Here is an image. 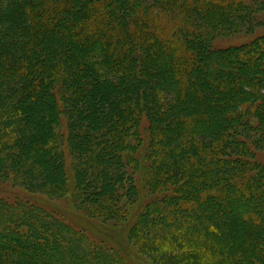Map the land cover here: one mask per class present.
I'll use <instances>...</instances> for the list:
<instances>
[{"label": "trees", "instance_id": "1", "mask_svg": "<svg viewBox=\"0 0 264 264\" xmlns=\"http://www.w3.org/2000/svg\"><path fill=\"white\" fill-rule=\"evenodd\" d=\"M263 26L264 0H0V181L37 199L0 200V264H264V35L216 45Z\"/></svg>", "mask_w": 264, "mask_h": 264}, {"label": "rangeland", "instance_id": "2", "mask_svg": "<svg viewBox=\"0 0 264 264\" xmlns=\"http://www.w3.org/2000/svg\"><path fill=\"white\" fill-rule=\"evenodd\" d=\"M261 35H264V26L261 27V28H257L255 30V32L251 35H248V36H245L243 34L241 35H236L234 37H229V38H225V39H222V40H218L216 42V45L218 47H229V46H234V45H241L247 41H250L252 40L253 38L257 37V36H261ZM58 131L60 133H63L65 134L66 133V121H65V118H61V123H60V126L58 127ZM140 134L143 135V138H144V141H148V134L146 132V125L144 124H141V127H140ZM141 135V136H142ZM68 155L65 150H64V156H65V159H64V163H65V166L66 167H69L70 163H71V160L69 159ZM259 160L261 161V163H264V155H259ZM13 181V179H12ZM11 179L9 180H6L4 182H1L0 181V200H3L9 204H13L15 202H22V203H25V202H31V203H34V199L36 198H33L31 197V195L28 193V190L25 189L23 186L21 185H18V183L16 182H12ZM16 183V185H15ZM37 200V199H36ZM40 202V201H38ZM61 211H58L57 213V216H63V219L68 221V223L72 224V226L80 231V232H84L86 234H88L90 237H92V241L90 238V240L96 244H99L101 240H99V238H96L95 236H93L91 233H90V225H94L92 223V221H88L86 218L84 217H80V214H76L74 215L75 213H72L70 212L72 215L69 216L67 218V216L62 212V214L60 213ZM68 213V212H67ZM78 215V216H77Z\"/></svg>", "mask_w": 264, "mask_h": 264}]
</instances>
